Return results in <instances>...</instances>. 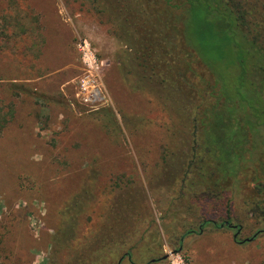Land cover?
Listing matches in <instances>:
<instances>
[{"label":"rangeland","instance_id":"obj_1","mask_svg":"<svg viewBox=\"0 0 264 264\" xmlns=\"http://www.w3.org/2000/svg\"><path fill=\"white\" fill-rule=\"evenodd\" d=\"M249 3L264 21V0ZM81 40L98 69L78 54ZM118 51L75 0H0V106L14 113L0 137V264H76L85 251L83 264L97 263L107 253L85 243L108 213L128 216V200L135 232L108 264H264V210L253 212L264 197L252 183L261 137L242 173L210 183L203 164L187 165L192 128L150 91L132 92ZM94 89L104 100L85 104ZM79 193L92 222L61 247L58 214Z\"/></svg>","mask_w":264,"mask_h":264},{"label":"trees","instance_id":"obj_2","mask_svg":"<svg viewBox=\"0 0 264 264\" xmlns=\"http://www.w3.org/2000/svg\"><path fill=\"white\" fill-rule=\"evenodd\" d=\"M175 1L75 0L81 12L93 17L116 40L118 62L132 92L143 95L150 91L163 102L172 123L181 121L192 128L187 165H197L200 170L199 164H203L210 183L222 184L242 173L246 161L256 157L245 152L256 149L261 137L262 155L256 157L261 164H256L252 183L264 197V21L249 0H182L179 5ZM170 9L182 14L177 17ZM108 112L116 121L114 112ZM13 116L12 110L5 112L0 106V137ZM171 148L164 149L163 162L170 158ZM80 198L79 193L59 211L55 243L61 247L83 236L79 228L90 221ZM128 201L119 206L127 209L128 216L108 213L93 241L85 243L90 251L107 253L94 264H108L134 234L136 220ZM259 210H264V200L253 212ZM229 224L226 220L215 227ZM126 254L131 258L130 251ZM87 256L85 251L74 262H88Z\"/></svg>","mask_w":264,"mask_h":264},{"label":"built area","instance_id":"obj_3","mask_svg":"<svg viewBox=\"0 0 264 264\" xmlns=\"http://www.w3.org/2000/svg\"><path fill=\"white\" fill-rule=\"evenodd\" d=\"M78 54L82 56V59L84 61L88 62V65L90 66L91 69H98L99 65L97 64L96 59L92 55L93 53L90 52V44L87 41H80L79 42V47H78ZM81 89L87 90V86L84 84L81 85ZM88 92V97L83 98V101H85V104H89L91 106H95L94 104L100 103L104 100V96L101 95L100 91L97 90H92V91H87ZM85 95V93H84Z\"/></svg>","mask_w":264,"mask_h":264},{"label":"flooded vegetation","instance_id":"obj_4","mask_svg":"<svg viewBox=\"0 0 264 264\" xmlns=\"http://www.w3.org/2000/svg\"><path fill=\"white\" fill-rule=\"evenodd\" d=\"M81 41H83V40H81ZM85 41V40H84Z\"/></svg>","mask_w":264,"mask_h":264}]
</instances>
